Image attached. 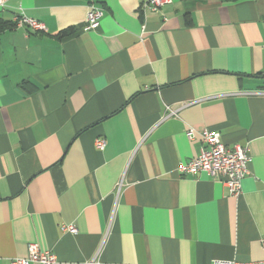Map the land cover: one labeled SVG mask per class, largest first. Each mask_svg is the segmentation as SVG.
<instances>
[{"label":"crops","instance_id":"1","mask_svg":"<svg viewBox=\"0 0 264 264\" xmlns=\"http://www.w3.org/2000/svg\"><path fill=\"white\" fill-rule=\"evenodd\" d=\"M146 1L0 8V264L264 261V0ZM205 130L248 146L239 197L179 173Z\"/></svg>","mask_w":264,"mask_h":264},{"label":"built area","instance_id":"2","mask_svg":"<svg viewBox=\"0 0 264 264\" xmlns=\"http://www.w3.org/2000/svg\"><path fill=\"white\" fill-rule=\"evenodd\" d=\"M173 0H147L144 9L154 12L162 10L165 6L171 4ZM6 0H0V8H4ZM102 12L92 7L87 15L88 27L86 30H94L100 26L99 20ZM16 27H28L33 30H45V27L37 21L28 19L25 16L15 19ZM176 111H172V114ZM187 137L193 140L195 133L193 130L187 131ZM202 145L200 154L196 159L186 164L180 165L179 173L181 175H197L207 173L209 176L224 179V183L231 197H239L242 193V181L249 174L248 164L251 162L248 146L236 144L228 147L222 142L221 135L218 132L205 130L201 133ZM96 147L104 151L106 141L99 139L96 141ZM63 232L76 234L77 229L73 225H62ZM264 248V239L261 241ZM28 256L26 258H16L11 264H57V256L48 251L42 252L36 244H30L28 247ZM88 264H94L90 262ZM212 264H264L261 262H239L236 260H214Z\"/></svg>","mask_w":264,"mask_h":264},{"label":"trees","instance_id":"3","mask_svg":"<svg viewBox=\"0 0 264 264\" xmlns=\"http://www.w3.org/2000/svg\"><path fill=\"white\" fill-rule=\"evenodd\" d=\"M9 27H11V23L0 21V30H4V29L9 28Z\"/></svg>","mask_w":264,"mask_h":264}]
</instances>
